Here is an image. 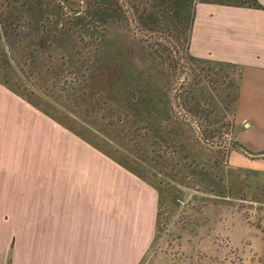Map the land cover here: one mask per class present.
Segmentation results:
<instances>
[{"label":"rangeland","instance_id":"1","mask_svg":"<svg viewBox=\"0 0 264 264\" xmlns=\"http://www.w3.org/2000/svg\"><path fill=\"white\" fill-rule=\"evenodd\" d=\"M14 1L15 9L17 0H0V15L4 11L6 15ZM78 1L72 0L74 6H78ZM132 10L135 12V7ZM122 13L117 14L122 19L114 20L106 34L127 48V60L140 68L138 73L160 84L171 85L172 97L177 95L175 98L183 104L190 102L196 106L195 111L204 116V133L199 121L192 118L189 126L180 125L183 137L172 132L173 125L165 126L161 136L148 135L139 125L135 129L137 124L124 119L125 113L118 110L110 93L98 91L104 85L99 74L98 88L89 87L94 75L89 66L98 52L99 34L103 33L98 26L84 33L83 40L80 32L75 33L77 65L71 66L67 58H60L55 61L57 68L54 70L52 67L56 65L52 64L49 70L52 76L43 75L29 64L32 59L28 53L37 49L40 39L27 36L28 32H22L26 34L22 35L25 39L20 40L24 44L19 47L16 67L8 63L7 56L0 50L1 82L13 86L65 124L76 127L73 119L77 118L81 120L78 123L88 119L100 127L102 124L94 121V117L103 123L112 121L113 117L117 124L113 127L118 129L117 134L114 133L117 142L105 141L98 130L74 127V131L104 148L118 163L130 167L158 193L156 232L139 259L131 261L128 253H120L128 251L127 248L102 245L101 264H264V171L238 165L231 157V146L226 147L228 143L237 144L234 135L237 68L197 61L193 64L199 75L195 77L187 45L183 37H178L179 41L173 25L171 28L162 24L153 29L144 27L153 33L169 34L172 39L176 36L172 44L158 41L160 47L154 40H142L146 38L142 30H138L129 13ZM19 24H14L17 30H25V26ZM58 68L63 70L58 72ZM27 81L36 86L35 92ZM190 81L191 86L186 85ZM184 83L189 87L182 88ZM195 89L198 91L190 93ZM37 91L59 102L63 99L75 117L52 107ZM104 129L103 133H112L110 125ZM237 149L251 157L242 150V145ZM11 220L8 215L0 214V228H7L4 224ZM11 233L0 229V255L6 257L5 264H12V255L18 249ZM102 242L105 243L104 238ZM1 245L4 246L1 248ZM28 250L22 247L19 252L28 253ZM136 257L137 254H133V258Z\"/></svg>","mask_w":264,"mask_h":264},{"label":"crops","instance_id":"2","mask_svg":"<svg viewBox=\"0 0 264 264\" xmlns=\"http://www.w3.org/2000/svg\"><path fill=\"white\" fill-rule=\"evenodd\" d=\"M258 1L262 7L198 3L188 52L237 68L231 157L264 171V0ZM241 145L255 156L238 152ZM0 214L12 219L0 228L15 237L12 264H101L102 245L127 248L120 253L134 261L156 232L158 193L0 81Z\"/></svg>","mask_w":264,"mask_h":264},{"label":"trees","instance_id":"3","mask_svg":"<svg viewBox=\"0 0 264 264\" xmlns=\"http://www.w3.org/2000/svg\"><path fill=\"white\" fill-rule=\"evenodd\" d=\"M200 2L262 7L258 0H79L77 7L74 6L75 4H73L72 0H17L16 5L18 6H15L14 9V1L9 10H7L10 14L7 13L5 15L4 11V14L0 15V50L3 52V56H7L8 63L16 67V64L19 62V47L24 44L20 40L23 38L25 39L22 35L26 34L22 32H28L26 34L27 36L40 39V41L37 42V49L28 53L29 59H32L29 64L34 68H38L43 75L52 76L49 70H52L50 69L52 64L56 65L55 61H59L60 58H67L71 66L77 65L78 51H74V48L77 46L78 37L75 33L80 32L79 37L83 40L85 38L84 33L87 34L90 29L98 26L103 33L100 32L99 34L98 39H100V41L96 47L98 52L94 55V58L91 60L93 63L89 66V69L92 70L95 75L91 78L89 87L98 88L96 86H98L97 79L99 74V78L102 80L104 79L102 81L104 85L102 86L103 88H99L98 91L100 93H110V97L114 99L118 106V110L125 113L124 119L127 121L131 120L133 124H137L135 129H137L139 125L148 135L152 134L154 137L161 136L162 134L160 133H165V126L173 125L172 132L177 136L183 137L180 125L185 127L189 126L190 119L192 118L199 121L203 129L202 132H205L206 128H203L204 116L195 111L196 106L193 107L190 102H184L183 104V102L175 98L177 95L172 97L169 90L171 85L160 84L149 76L143 77V75L137 71V69L140 68L127 60V48L119 45V42L106 34L111 29L114 20L119 18L122 19V17L117 14H123L122 12L126 11L135 22L134 24L138 30L141 29L144 33L146 38H141L142 40L147 42L154 40L160 47L161 44L158 43V41L172 44L174 42V37L176 38L175 35L172 39L169 34L153 33L147 30V28L153 29L154 26L160 27L161 24L171 28L173 25L177 38L183 37V41L187 45L186 48L189 49L196 7ZM134 7L135 12L132 10ZM140 7H142L141 10ZM14 10L17 12L14 13ZM15 23H20L19 26H25V30H17V26L14 25ZM145 26L147 28H144ZM188 60L192 65L197 61H206L212 65H230L229 63L225 64L223 62L200 59L192 56L190 53ZM127 61L129 65L126 64ZM15 62L16 64H14ZM150 67L153 68V64H151ZM193 67L192 74L196 77L197 74L199 75V73H197V66L194 65ZM52 68L55 70L57 65ZM62 70L63 69H57L58 72ZM104 72H106L107 77H105ZM110 72L112 73L110 74ZM2 83L19 93L13 86L3 81ZM190 83L192 82H187L186 85L188 84L191 86ZM27 84L31 86L35 92L36 86L28 81ZM186 85L185 83L182 84V88L189 87ZM72 88L74 89L75 86H72ZM197 91V89L194 91L191 90L190 93H195ZM37 93L39 96H42L44 101L61 111L64 115H68L72 118L75 117L71 114L73 111L67 108L64 101L62 102L63 99H60L61 102H59L56 99L50 98L43 91H37ZM67 94L69 95V93ZM23 97L27 98L25 96ZM69 98L68 96L67 99L69 100ZM75 100L77 103V99ZM30 101L34 103L32 100ZM35 105L39 107V105ZM178 106L180 108L177 109ZM42 110L50 113L45 109ZM54 117L58 121L64 123L59 117ZM102 118L106 119L107 117L103 116ZM111 118L112 121L103 123L99 121V118L94 117V121L102 124L100 127L95 123H90L88 119L84 121V123H78L81 122V120L77 118H74L73 121L77 124L76 127H78V129L79 127H84L92 131L98 130V132L103 135V138H105V141L117 142V140H114V133H116L118 129L113 127L117 124L116 121L113 120V117ZM115 119L120 120V118ZM108 125H110L112 133L105 134L103 131ZM67 126L73 131L76 128L75 126V128L69 125ZM122 127L127 129L126 126H121V128ZM232 143H230V145L228 143L226 146L227 148L231 146L230 152L233 147L237 145L235 142ZM99 147L103 152L110 155L104 148L101 146Z\"/></svg>","mask_w":264,"mask_h":264},{"label":"water","instance_id":"4","mask_svg":"<svg viewBox=\"0 0 264 264\" xmlns=\"http://www.w3.org/2000/svg\"><path fill=\"white\" fill-rule=\"evenodd\" d=\"M242 150H244L247 154H249L250 156H255V154L254 153H252V152H250V151H248L247 149H245L244 147H242ZM263 155H264V153H263Z\"/></svg>","mask_w":264,"mask_h":264}]
</instances>
